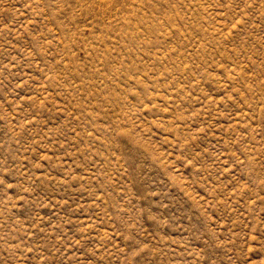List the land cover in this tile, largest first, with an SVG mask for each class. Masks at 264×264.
Wrapping results in <instances>:
<instances>
[{
	"label": "rangeland",
	"instance_id": "374dc122",
	"mask_svg": "<svg viewBox=\"0 0 264 264\" xmlns=\"http://www.w3.org/2000/svg\"><path fill=\"white\" fill-rule=\"evenodd\" d=\"M0 264H264V0H0Z\"/></svg>",
	"mask_w": 264,
	"mask_h": 264
}]
</instances>
